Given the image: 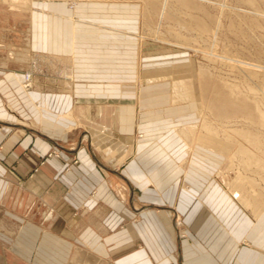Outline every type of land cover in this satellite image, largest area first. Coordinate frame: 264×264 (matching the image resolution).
Returning <instances> with one entry per match:
<instances>
[{
  "label": "crops",
  "instance_id": "0c3cea01",
  "mask_svg": "<svg viewBox=\"0 0 264 264\" xmlns=\"http://www.w3.org/2000/svg\"><path fill=\"white\" fill-rule=\"evenodd\" d=\"M65 3L30 0L24 44L12 35L0 44V264H264V216L255 222L247 208L222 200L218 175L178 166L180 142L165 119L189 107L169 108L155 83L134 98L136 40L125 33L134 15L122 4ZM30 26L37 53L73 55L63 60L73 94L56 90L67 82L58 76L64 70L41 59L32 87H23ZM144 48L139 76L157 79L158 47ZM70 110L95 128L137 137L136 155L115 167L103 160L84 128L62 118Z\"/></svg>",
  "mask_w": 264,
  "mask_h": 264
},
{
  "label": "bare ground",
  "instance_id": "6f19581e",
  "mask_svg": "<svg viewBox=\"0 0 264 264\" xmlns=\"http://www.w3.org/2000/svg\"><path fill=\"white\" fill-rule=\"evenodd\" d=\"M12 1H23V7L27 9L29 7L27 2L29 0ZM44 1L49 3V1L56 0ZM62 1L66 2L65 4L68 7L71 6L72 10L76 4H79L78 2H83L86 5L93 3L122 4L126 5L130 13L133 6L138 5L140 7V29L136 32H134L135 30L133 32L130 30L125 31V33L134 35L136 40V47H134L136 56L132 55L135 61V77H137L134 98L139 99L140 88L146 87L148 83H155L154 86L166 84L168 86L166 97L169 108L182 109L187 106L189 109L192 108L191 111L178 110L176 115L165 119L169 124L174 122L170 125V131L180 142L176 149L180 148L183 157L177 162L178 166L184 170V173L186 171L189 174L200 172L207 178L212 177L213 174L218 175L219 183L224 189L221 195L222 200L233 201L247 208V212L250 211L254 216L252 219L255 222L264 216V65L258 63L257 60L242 59L240 54L235 52L236 50L235 53L232 51L233 45L231 44L233 43L228 37L221 36L223 37L221 40L219 36V27L222 20L227 17H229L228 20L230 19V24L228 25L227 22L228 26L226 27H229V31L235 35L243 32V22H247L250 29L252 27L257 28L255 19L247 18L246 13L241 14H244L242 16L245 17L244 19L241 16V18L237 17L235 16L237 15L235 14L236 11L231 16L230 12L232 10L228 13L223 10L224 8H219L218 15H211L203 0H170L171 3L168 2L169 0ZM258 1L264 8V0H244V3L254 8L257 14L256 17L261 18V21L264 22V9L258 7ZM68 17L72 18V16ZM165 18L171 20V26L162 31V29L157 28V25L159 21L161 22ZM34 30V27L30 26V39H28L25 52L34 51L32 43L37 41L36 38L32 41ZM35 33L37 36V31ZM259 36L264 38L263 34L259 33ZM152 40L192 48L194 51L203 52V56H210L211 59L218 57L221 63L229 67L228 71L233 70L237 73L231 77H227L229 74L217 76L209 69V65L206 66L207 64H205V66L198 65L196 77L193 78L188 71H179L177 68H170L169 64H166L167 66H157L158 69L166 68V73H171L170 78L162 77L161 71L158 72L157 79L140 77L138 53H140L144 42ZM256 47L258 48V45ZM25 52L23 57L26 58ZM262 53L264 52L262 51ZM58 56L61 60H73V55ZM34 67L32 65L26 72V76L23 75V78H21L23 87L26 90H30L32 87ZM66 69L69 70L58 71L63 78L71 77L70 66H67ZM178 73L186 75H179ZM60 84L61 81L56 82L55 86ZM110 84L112 85V83ZM210 85L213 87L209 88ZM73 86H75L74 83L72 91H70V82H65L61 87H56V90L70 95L75 92ZM117 88L121 91L120 86H117ZM196 92H199L202 98L201 105L198 104V106L195 104V102L198 103ZM131 106H136V103L131 104ZM155 112L158 114L157 111ZM91 115L92 113H90L89 118L92 117ZM61 116L74 122V124H71L73 126L70 125L72 129L76 126L83 127L84 137L89 140L91 149L99 151L103 160L107 162L112 163L113 160L110 159L112 157L117 161L116 166H120L137 152L138 143H140L138 139L136 140L137 137L131 136L127 140L122 136L120 128L116 129L112 125L95 128L82 122L74 110L64 112ZM211 117L213 120H211ZM223 123L229 124L223 126ZM69 129L70 127H67L64 133L68 132ZM142 133L139 136L142 137ZM163 145L166 146L164 143ZM102 170L106 172L104 169ZM181 236H184L183 233H181Z\"/></svg>",
  "mask_w": 264,
  "mask_h": 264
},
{
  "label": "rangeland",
  "instance_id": "374dc122",
  "mask_svg": "<svg viewBox=\"0 0 264 264\" xmlns=\"http://www.w3.org/2000/svg\"><path fill=\"white\" fill-rule=\"evenodd\" d=\"M208 1L209 0H203V3L205 4L206 9H208V11L211 13V15H218L219 8H221V9L224 8L223 10H226L227 12L228 11L230 12L232 10L230 12L231 16L234 15V13L236 11L235 14H237V15H235V16H237V17H240V16L242 17V16H244V14L243 15H241V14L246 13L247 18H250L252 20L255 19L256 26L258 29L253 28V27H252V29H250V27L247 25V22L246 23L243 22L244 29H243V32L240 33L242 35H240L239 33L237 35H235L234 33H231L229 31V27H226L230 24L229 23L230 19L228 20L229 17H227L226 19L222 20V24L220 26L221 28L219 27V29H220L219 30V36H220L221 40L223 37L227 36L228 39L233 43V44H231V45H233L232 51L234 52L236 50L235 52L237 54H240L242 59H244V60L248 59L249 61L252 59L255 61L257 60L258 63L264 65V55H263L264 53H262V51L264 52V48H263L264 38L259 36V33L264 35V22L261 21L262 20L261 18L256 17L257 14H256V11L254 10V8L245 4L244 0H210L211 2H213L212 5H211V2L209 1L210 2L209 3ZM240 1H242V2H240ZM27 2H28V6L30 7V0ZM168 2L171 3L170 0ZM258 3H259L258 7L259 8L262 7L261 9H264L262 4L260 5V1H258ZM23 6H24L23 1L0 0V44L3 43V40L6 37H9L11 39V35L16 36L17 39L19 38V40L16 39V41H19V43L24 44L25 37L23 35L25 34L26 24L23 21L24 19H23L22 14L25 13V10L27 8H25ZM29 7H28V9H29ZM126 9H127V7H126ZM244 10H246V12H244ZM131 13L134 15V19H135V24H134L135 31L134 32H136L140 29V23H139L140 22V16H139L140 15V7L138 5L133 6L131 8ZM242 18L244 19L245 17H242ZM153 19H154V17H153ZM227 22H228V25H227ZM170 23H171V20H169L167 18L162 19L161 22L160 21L158 22L157 28L162 29V31H163V29H168L169 26H171ZM13 25L15 26L16 29L19 27L16 33H14V32L12 33L11 31H5L6 27H8V26L11 27ZM222 25H224L225 27H223ZM221 36H223V37H221ZM246 36L248 39L246 38ZM244 37H245V39H243ZM258 37H259V39H258ZM28 39H30V38H29L28 33H27L26 46H28L27 45ZM159 42H156L153 40L144 42V44L142 45L141 51L138 54V58H142V57H144V55H149V49L146 50L144 48L145 44H156V46L158 47L157 58H158V60L160 59V61H161V63L159 65L167 66L169 64L170 68L175 67L179 71L180 70H185V72L188 71L193 78L196 77V73H197L196 70H198V65L205 66V64H207L206 66L209 65L208 66L209 69L214 73V75H217V76H219V75L225 76V75L229 74L227 77H231L233 75H236V73H237L236 71L230 70L231 71V74H230V71H228L229 67L226 64L224 65V63H221L220 59L218 57H215L216 59L212 58V59H215V60H212L210 58V56H207V57H206V55L203 56V52H201V51L200 52L194 51L192 48L189 49V48H185L184 46L171 45L169 42H165V41L160 42V43ZM260 44H261V46H260ZM257 45H258V48L256 47ZM220 47H221V45H220ZM234 47H235V49H234ZM260 47H262V48L260 49ZM240 51H242V52H240ZM37 52L38 51H36L35 49H34V51H32V50L29 51V53L25 52L26 58L32 60L31 66L32 65L36 66V64L38 63V60L41 59L40 61L44 60L50 68L61 67L63 70H69V69H66V67L68 66L67 63L63 60H58L57 59L58 57L56 56V54H53L52 52H40V53H37ZM146 53H148V54H146ZM40 57H43L45 59H42ZM180 60H181V63L179 62ZM218 60H219V62H218ZM56 63L60 64V66H57ZM28 70L29 69H27L24 72V77L26 76V72ZM165 70H166V68H162L159 71L164 73L163 74L164 77L170 78L171 73L170 72L166 73ZM34 71H36V69H34ZM54 71H55L54 73L57 72V70H54ZM232 71H233V73H232ZM54 73L50 72L46 76H48V77L53 76V75H55ZM134 73H135V69H134ZM32 74H33V72H32ZM178 74L179 75H186V74H182V73H178ZM59 75L60 74H58V76ZM238 76H240V75H238ZM60 80H66L69 83L71 80V77H65V78L61 77ZM62 82H65V81H62ZM160 85L162 86V91L157 92V93H159L158 96H160L159 99L167 96V93H168V86L166 84H160ZM160 85H158V86H160ZM210 87L212 88L213 86L210 85L209 88ZM199 94H200L199 92H196V96H197V100H198V103L195 102L196 106H198V104L201 105V99L202 98H201V95H199ZM166 99H167V97H166ZM191 109L192 108H190L189 111H191ZM197 120H198V117H197ZM211 120H213L212 117H211ZM231 123L233 124V122H231ZM223 124H220V125H223ZM228 124L229 123H227V124L225 123L223 126H227ZM68 143H71V142H68ZM48 155L58 156V152L55 150H52L51 152H49ZM76 161H77L76 159H73L71 162H69V164H67L64 167V171L69 170L70 165L76 163ZM116 163H117V161L114 159L113 162L111 163V165L115 166ZM176 220L179 223L178 226L181 229L180 232H183L185 229L183 228L182 220L179 219V217ZM176 220H175V222H176ZM183 235L185 236V232H183Z\"/></svg>",
  "mask_w": 264,
  "mask_h": 264
}]
</instances>
